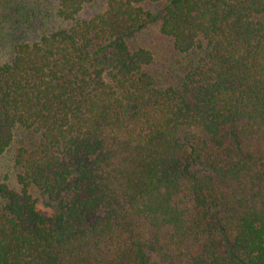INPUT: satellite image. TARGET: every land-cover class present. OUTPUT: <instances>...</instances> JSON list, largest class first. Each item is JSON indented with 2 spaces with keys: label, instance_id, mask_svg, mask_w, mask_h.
Masks as SVG:
<instances>
[{
  "label": "trees",
  "instance_id": "1",
  "mask_svg": "<svg viewBox=\"0 0 264 264\" xmlns=\"http://www.w3.org/2000/svg\"><path fill=\"white\" fill-rule=\"evenodd\" d=\"M57 0L62 25L7 40L0 264H264V0ZM176 85L127 39L157 17ZM13 41V39H12ZM31 189L51 203L42 213Z\"/></svg>",
  "mask_w": 264,
  "mask_h": 264
},
{
  "label": "rangeland",
  "instance_id": "2",
  "mask_svg": "<svg viewBox=\"0 0 264 264\" xmlns=\"http://www.w3.org/2000/svg\"><path fill=\"white\" fill-rule=\"evenodd\" d=\"M106 0H97L94 4L86 6L80 13L81 18H89L102 12ZM163 1L144 3L143 7L150 10L157 19L149 23L144 29L127 39L130 48H145L153 55L152 63L147 67L157 85H176L178 78L184 70L188 56L180 55L172 49L171 41L158 31V17L161 14ZM57 0H0V62L8 61L11 44L10 40L33 41L42 33L62 25L63 22L55 16ZM13 39V41H12ZM35 140L27 133H17L11 147L0 156V183L6 182L12 189L16 188L15 177L18 169L12 161L15 147L19 144H28ZM36 199L37 208L44 214L50 215L54 207L44 196L35 189H31Z\"/></svg>",
  "mask_w": 264,
  "mask_h": 264
}]
</instances>
